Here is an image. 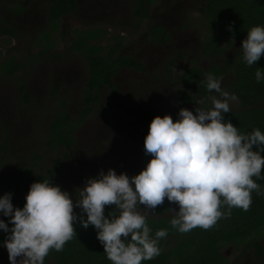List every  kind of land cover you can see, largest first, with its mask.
I'll return each instance as SVG.
<instances>
[{"label":"clouds","instance_id":"obj_1","mask_svg":"<svg viewBox=\"0 0 264 264\" xmlns=\"http://www.w3.org/2000/svg\"><path fill=\"white\" fill-rule=\"evenodd\" d=\"M247 65L264 55V25L247 28L240 47ZM260 82L264 73L256 69ZM212 96L211 107L195 102L194 110L181 107L176 119L168 113L154 115L143 139V151L150 158L136 174L109 167L86 177L73 200L50 179L30 183L22 207L11 202V192L0 194V240L7 250L10 264H44L49 250L60 251L75 232L74 222L95 229L98 242L112 264H141L159 255V240L167 229H151L147 213L155 212L165 198L174 202L169 207L170 225L180 233L194 227L208 229L221 217L231 214L233 207L247 210L253 190L260 194L264 166V132L253 127L250 132L238 131L225 119L229 100H235L211 73L203 81ZM255 177L256 179H253ZM74 205L85 215H77ZM105 205H113L105 215ZM112 208V209H113Z\"/></svg>","mask_w":264,"mask_h":264},{"label":"rangeland","instance_id":"obj_2","mask_svg":"<svg viewBox=\"0 0 264 264\" xmlns=\"http://www.w3.org/2000/svg\"><path fill=\"white\" fill-rule=\"evenodd\" d=\"M45 1L32 0L29 5L30 18L18 17L16 19L10 10L17 1L0 0L1 16L5 18L7 26L11 25L10 27L17 31V37H10L9 34L4 35V33L0 32V60L10 53L18 55V59L24 62L21 74L25 75L30 87L35 85V88H38V90L34 89L33 91L39 111L43 114L48 112L37 119L35 113H31V110L25 108L26 106L21 103V98L16 94L18 92V76L0 79V135L3 132L2 121L13 134L9 142L11 155L0 167V172L8 179L13 167L18 165L19 159L31 157L37 152L41 159L34 161L36 162V176L48 174L58 162V173L55 176L56 182L69 190L70 197L77 199L78 188L83 187L86 177L94 176L100 170L107 171L109 167L113 168L117 174L123 171L131 176L143 168L147 161L136 135L131 130L123 127L124 118L119 111L94 112L85 123L86 125L82 126L77 132L79 140L69 152L63 148L52 150L45 146L51 115L49 110L55 109L57 105V96H53L51 90L47 88L53 79L51 70H53L54 63L50 62L49 56L45 57L42 54V57L39 56L41 59L37 67L33 69L30 66V58H32L34 53L42 49L43 38H46L45 31L48 29V24L45 21L47 9ZM79 2L81 8L73 15L66 16L63 19L60 30L52 37L55 39V51L58 52L64 49L67 44L68 33L73 27H85L86 24L88 27L93 24L104 25V28H108V38L102 40L101 44L104 45L111 42L114 34H121L125 40L123 45L125 51L141 52L148 63L147 72L145 73H137L133 70L119 71L115 79L120 89L119 97H128L139 105L154 100L158 104L162 115L165 113L172 115L178 111L180 108L179 95L186 90L183 81L178 77L179 74L190 64L198 63V65L203 67L209 65V60L205 57L201 58L200 55L201 44L208 34L202 16V6L205 2L195 0L193 5L188 7L187 18L184 17L177 21L180 25L186 22L189 24L186 35L181 34L178 36L177 34V44L173 42L168 46L156 45L147 42L143 38L149 22L145 20L141 25H137L136 19L130 13L131 0H79ZM161 2L162 0H159L153 8V12L156 15L159 13L158 7H160ZM171 24L175 26V22ZM16 31H14L15 35ZM242 39L230 40L227 50L223 55L216 58V61L220 63L225 56H233L238 53ZM227 43L225 41V44ZM176 52H178V55L173 56L174 62L171 65L173 77L169 78L165 71L166 61L169 56ZM78 58L79 55H75L73 61ZM58 66L63 68L64 63L57 64V69ZM68 66L69 72L72 74L71 78L73 77L69 81L73 86L72 88L64 89V92L69 96L70 109L74 117L79 113L81 107L79 96L83 88V78L77 79L75 77L71 69L72 63H68ZM137 75L138 77H135ZM137 78L141 79L142 84L134 80ZM231 79L232 77L228 76L220 80V85L224 90L228 91L227 88ZM53 86L58 93L63 89V86L60 85L61 88L59 90L56 83H53ZM148 90L149 93H147ZM109 93V88L106 87L102 91L103 98L108 99L110 97ZM212 96L219 97V94L215 93ZM197 100H200L201 103H207L210 107L212 106L210 97L206 99L198 97ZM195 102L188 109H193ZM239 106L240 103L237 98L229 100V108H238ZM20 108H22L20 111L14 110ZM18 119L22 121L21 124L26 121L28 127H18ZM28 119H30V122L27 121ZM28 132L30 137H33L32 139L26 138ZM25 140H27V143ZM64 152L68 155L65 156ZM33 181L35 180H31L26 184L21 194L23 199L30 183ZM173 204V209H175L177 205L174 202ZM138 207L145 211L147 216H153L151 210L143 209L142 206ZM73 211L77 213L79 208L74 206ZM156 215L172 216V212ZM0 219L6 221L8 217L0 214ZM242 248L243 246H239L237 249L233 246L228 247L229 258H234L237 264H264V255L256 259L250 248L247 251H243ZM0 264H10L7 250L4 246L0 248ZM50 264H54V261L50 260Z\"/></svg>","mask_w":264,"mask_h":264},{"label":"trees","instance_id":"obj_3","mask_svg":"<svg viewBox=\"0 0 264 264\" xmlns=\"http://www.w3.org/2000/svg\"><path fill=\"white\" fill-rule=\"evenodd\" d=\"M153 0H135V15L140 19L150 17L148 5ZM75 0H53L51 5L50 25L54 31L57 30L61 21V15L75 10ZM202 16L207 27L208 34L204 39V52H207L211 61L208 70L198 66H186L180 73V78L185 82L189 92L180 98L181 107L188 108L194 103L198 92L203 99L214 95L215 91L206 89L204 80L207 74L214 77L226 78L231 76V82L227 90L234 94L240 106L229 108V112L223 114L225 119L236 125L238 131L250 132L253 127L264 132V79L257 82L255 71L264 73V55L252 65H247L242 59V53L230 56L227 55L218 63L213 57L223 55L230 44V40H240L247 34V28L252 25H264V0H207L202 6ZM0 32L14 33L13 29L1 26ZM77 36L73 41L88 56L89 80L85 90L84 103L100 102L99 89L103 85H112L111 78L121 63L133 67H142L141 62L132 57L119 53L122 45L121 37H113L114 42H108L106 46L100 43V39L105 36L103 28L85 29L79 32L75 30ZM150 33L154 40H169V34L163 27L154 23L150 28ZM48 34L45 35L46 38ZM225 41L228 43L225 44ZM50 45V44H49ZM20 65L17 57L8 54L0 64L1 73H12ZM66 100L63 98L61 108L53 118L50 129L51 135L49 144L58 147L63 144L70 147L76 141L73 131L80 124L84 116L88 113L86 107L79 118H72L69 114ZM202 108L210 106L202 102L198 105ZM128 125L139 135L143 147V139L148 130L151 118L157 114L156 106L148 103L143 107H138L131 103L125 106ZM190 110H194L190 109ZM176 112L171 116L175 120ZM4 151L0 153V164H3V155L8 153L7 147L3 145ZM145 154V153H144ZM264 155V151L261 152ZM146 161L150 155L145 154ZM18 172V173H17ZM15 173V174H14ZM262 178L257 181L260 185V194L256 190L251 193L252 202L247 210L238 207L231 209V214L221 217L208 229L194 227L188 232L180 233L173 228L169 220L171 216H146V223L151 229L150 235L155 230L167 229V235L159 240L160 253L150 260H142L141 264H228V259L222 248L233 243L244 245L245 250L253 247L256 255L263 253V246L260 239L264 235V166L261 169ZM32 169L22 166L12 171L8 179H4L0 173V194L5 191L11 195H17L22 190L25 183L32 177ZM42 179H46L45 176ZM253 179H256L253 177ZM75 200V198H73ZM11 202L16 207H22L24 200L16 197ZM75 206V205H74ZM113 205H105V215L110 210L114 211ZM171 207L169 201L164 200L156 206L155 213L165 212ZM113 208V209H112ZM77 215H85L77 212ZM9 227H10V222ZM74 234L72 238L65 242L60 251L50 249L48 255L44 257V264H112L103 252L102 245L98 242L95 229L89 224L87 228L82 227L77 220L74 222ZM5 238V233L0 230V240Z\"/></svg>","mask_w":264,"mask_h":264},{"label":"flooded vegetation","instance_id":"obj_4","mask_svg":"<svg viewBox=\"0 0 264 264\" xmlns=\"http://www.w3.org/2000/svg\"><path fill=\"white\" fill-rule=\"evenodd\" d=\"M16 1H17V3H15L14 6H12V8L10 10L15 15V18L16 19H18V17H22V18L29 17L30 18L31 15H30V12H29L30 11L29 5H30V2L32 0H16ZM158 1L159 0H153V2H151L148 5V12L150 14V17H148L146 19L138 20V17L135 15V11H134L135 0H131L130 13L133 16V18L136 19V23H137L138 26L141 25V23L144 22L145 20H147L149 22L148 27L145 30V34L143 35V38L146 39L147 42H150V43H153V44H156V45H162V46L171 45L173 42H174V44H177V34H178V36L181 35V34H185L186 30H188L187 28L189 27V24L187 22L185 24L180 25L177 21H179L182 18L187 16V13H188V10H189L188 7L192 6L193 3L195 2V0H167L166 2H165V0H162V2L160 3V7H158L159 13L156 15L153 12V8L155 7V4ZM197 1L205 2V3L207 2V0H197ZM45 2H46V5H47L46 20L45 21L48 24V29H46V31L45 30L44 31H45V35L48 34V36H47L48 38H43V45L41 46L42 49L38 50V52L34 53L32 58H30V60H31L30 61V66L33 67V69H35L37 67L38 63L40 62L39 60L42 57V54H44L45 57L49 56L50 57V62L54 63V65L52 67L53 70H51V75H52L53 79H52V81L50 82V85H48L47 88H49L51 90L53 96H57V101H56L57 105H56L55 109L49 110V112H51V115H50L49 123H48L49 132H48L47 138L45 139V146L51 148L52 150L53 149L57 150L59 148H61V149L63 148L64 150L69 152L75 146V144L77 143V140H79V137L77 136V132L80 130V128L82 126L86 125L85 123L94 114V112H96V111H98V112H101V111H106V112L119 111L123 115V118H124V124L125 125L123 124V127L125 129L131 130L136 135V137L138 138V140L140 142L141 148L143 150L139 135L128 125L127 116H126L125 110H124L125 106L128 103H131V104L136 105L138 107H143V106H145L148 103H152V104H154L156 106L157 114L162 115L160 113L159 106L154 100L153 101H148L146 103H143V104L139 105V104H135L128 97H119L120 89H119V86L116 83L115 79H116L119 71L133 70V71H135L137 73H145V72H147V64H148L147 60L142 56L141 52H139V51H137L136 53L125 51L124 46H123L125 40L123 39V36H121V34H116V35L114 34L112 36V38H111V42L110 43L114 42L115 38H113V37H121L122 45H121V47L119 49V53L120 54H124V55L129 56V57H132L135 60L141 62L142 67H133V66H129V65L124 64V63L119 64L117 70L115 71V73L113 74V76L111 78L112 85H103L99 89L100 102H95L94 101L91 104H89V103L85 104L83 99H84V96H85V90L87 88V83H88V80H89L88 56L84 53V51H82L79 48V45L73 43V41L75 40V38L77 36L75 30H78L79 32H81L82 30H85V29L101 27L106 32L105 36L100 39V43H101L102 40H105L106 38H108V32H107L108 28L106 29V28L103 27L104 25H99V24H93L90 27H88L87 24L85 25V27H82V26L73 27L70 30V32L68 33L69 36L67 37V44L64 46V49H62L61 51L56 52L55 51V43H54L55 39L52 38L53 35H55L56 32H58L60 30V28L62 26L63 19L66 16L73 15L74 13H76L81 8V5H80L79 0H75V2H76L75 10L62 14L59 26H58L57 30L54 31L52 29L51 25H50L51 5L53 3V0H46ZM0 17L2 18L1 26L10 29L11 25H9V26L6 25V20H5L4 17L1 16V14H0ZM172 22H175V24H174L175 26H173L171 24ZM154 23L159 24L160 26L163 27L164 31H166L169 34V40H166V41L163 42L161 40H154L152 38V35L150 33V28H151V26ZM14 31H16V30H14ZM8 34L9 33H4V35H8ZM43 35H44V32H43ZM9 36L10 37H17V31H16V35H15V32H14L12 34L10 33ZM60 37H61V35H60ZM106 45H107V43L104 44L103 46H106ZM200 48H201V53H200L201 58L202 57L207 58L209 60V65L207 67L200 66V65H198V63H194V65H198V66L204 68L205 70H208L209 67H210L211 59H210L208 53L204 52V40H203ZM10 54L15 55L17 57V59L19 58L16 53H10ZM75 55H79V58L76 61H73L75 59ZM175 55H178V52H176L175 54L169 56L167 61H166L165 71H166V74L168 75L169 78L173 77V69L171 68V65L174 62V60H173L174 57L173 56H175ZM39 56H41V57H39ZM219 56H221V55H219ZM219 56H215V57H213V59L216 61V58H218ZM2 59L0 60V64H1ZM18 61L20 62V65H18V67L12 73H7L6 72L3 75L1 73V69H0V79L15 78V77L18 76L17 77L19 79L18 80V85H17L18 86V92L16 94L18 95L19 98H21V103L26 106L25 108L31 110V113H35L36 114V118L38 119L39 117L46 115L48 112H46V114H43V113H41L39 111V106H38V103L36 102V96H35V93L33 91L34 89L38 90V88H35V85H33V87L32 86L30 87V85L27 83L25 75L21 74L22 69L24 68V62L22 60H19V59H18ZM61 63H64L63 68L58 66V69H57V64H61ZM68 63H70V64L72 63V68L71 69L73 70V73H74L75 77L77 79H79V78L82 79L83 78V81H82V85H83L82 87L83 88H82V92H81V94L79 96V102H80V106L81 107H80L79 113H77L76 116H74V117H73L71 109H70L69 96L64 92V89H69V87L72 88V86H73L72 83H70V81L73 79V77L71 78L72 74L69 72ZM190 65H193V64H190ZM190 65H188V66H190ZM66 66H68V67H66ZM135 77H138V75L135 76ZM178 77H179V79H181L180 78V74H179ZM69 79H70V81H69ZM222 79H224V78H221L220 80H222ZM134 80H136V81L140 82V84H142V81H141L140 78L139 79L137 78V79H134ZM53 83L54 84L56 83V85H57L59 90L61 88L60 85L63 86V89L60 90L59 93H58L56 90H54ZM183 84H184L186 90L179 95L180 108H181V105H182L181 102H180V98L184 94L189 92V89L185 85L184 81H183ZM106 87L109 88V92H110L109 93L110 97L108 99H104L103 95H102V91ZM147 93H149V90H148ZM196 94H197V96H196ZM195 96H196L197 99H198V97L203 98V96L200 95L198 92L195 93ZM63 98L67 102L66 104H67V108H68L69 114L74 119L79 118L83 114V111L85 110L86 107H89V109H88V113L84 116V118L82 119L80 124L73 131V134H74L75 139H76L74 144L72 146H70V147H67V146H65L63 144H60V146H58V147H53L52 145L49 144V138H50V135H51L50 124H51L53 118L55 117L56 113L58 112V110L61 108L60 105H61V102H62ZM190 105L191 104H189L188 107ZM21 109L22 108L14 109V110L20 111ZM16 117H18V116H16ZM27 121L30 122V119H28ZM21 122H22L21 120H19V119L17 120L18 127H20V126L23 127V128H27L28 127V123L26 121H24L22 124H21ZM2 123H3V132L0 135V153L4 151L3 145H5L7 147V150H8V153L3 155V162L5 163L7 158L11 155L10 154V150L11 149L9 148L10 147L9 142H10L11 136H13V134L11 133L10 129L5 125V123L3 121H2ZM29 137H30V133L28 132V134H26V138L27 139H32L33 138V137H30V138ZM25 141L27 143V140H25ZM143 153H144V151H143ZM64 155L67 156L68 154L66 152H64ZM37 156H39V157H37ZM40 159H41L40 155L37 154V152L31 157H23L22 159H19L18 160L19 161L18 165H15L13 167V169L11 170L10 176L12 174V171L16 167H17V169H19V168L21 169L22 166L24 165L27 168L32 169V174H33L32 177L25 183V186L31 180H35V181L36 180H40V179L43 180L42 179L43 176H45L46 179H50L51 183L58 184L56 182V180H55V176L58 173V168H57L58 167V162L55 164V166H53L51 168V170H50V172L48 174H40L38 177L36 176V173H37L36 166H35L36 162H34V161H36V160L38 161ZM2 165L3 164H0V167ZM2 176L5 179V176L4 175H2ZM6 177H8V176H6ZM58 185L61 187L62 190H67L68 193H69V190L67 188H65L64 186H62L60 184H58ZM25 186H24V188L22 190H20L17 193V195H11V200L15 199L16 197L23 199L21 194H22L23 190L25 189ZM165 200H167V199L165 198ZM24 202H25V200H24ZM170 204H171V208H174L173 202H171ZM166 212H170V210L168 209L165 212H159V213H155V212L153 213L152 212V215L155 216V217H159L161 215H156V214H163V213H166ZM8 221L9 220L7 219L5 222L8 223ZM263 238H264V235L260 239V244L263 246V253L260 256L256 255L255 249L253 247L250 248V250H252V252L254 253V256H255L256 259H259L260 257H262L264 255V239ZM231 246H233L235 249L239 248V246H243V248H242L243 251H247L249 248L245 250V246L242 245V244L237 247L236 243H233V244H230V245H226V246H224V248H222L223 253L225 254V256L228 259V264H237V262L235 261L234 258H232V259L229 258V255H228V251L229 250L227 251V248L228 247L230 248ZM1 247H3L2 244H0V248Z\"/></svg>","mask_w":264,"mask_h":264}]
</instances>
